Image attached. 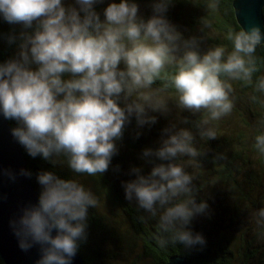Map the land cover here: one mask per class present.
<instances>
[{"label": "clouds", "instance_id": "1", "mask_svg": "<svg viewBox=\"0 0 264 264\" xmlns=\"http://www.w3.org/2000/svg\"><path fill=\"white\" fill-rule=\"evenodd\" d=\"M175 2L152 0L145 18L137 0H0V21L21 28L6 36L17 51L0 62V117L16 123L11 135L28 156L52 165L35 175L37 203L9 220L18 248L38 250L35 264H74L88 239L90 210L99 205L76 177L104 176L128 126L135 122L138 139L160 117L169 124L159 146L144 149V166L122 182L125 198L157 220L161 249L206 246L192 225L209 204L198 201L186 167L202 155L197 136L215 140L217 123L233 112V82L253 83L264 27L244 25L228 31V45L202 50L201 37H186L169 20ZM255 91L264 93V75L255 78ZM254 139L264 155V133ZM65 167L71 176L55 171ZM253 218L264 239V207Z\"/></svg>", "mask_w": 264, "mask_h": 264}, {"label": "trees", "instance_id": "2", "mask_svg": "<svg viewBox=\"0 0 264 264\" xmlns=\"http://www.w3.org/2000/svg\"><path fill=\"white\" fill-rule=\"evenodd\" d=\"M137 2L141 8H146L141 14L150 17L152 0ZM210 2L212 0H176L167 14L180 31L189 29V34L183 32L186 37L202 38V50L217 44L228 45L225 39L228 31L242 28L236 17L235 0H218L215 10L208 7ZM106 6L98 5L97 10L102 12ZM20 30L18 25L0 21V62L15 56L16 45H9L6 36L18 34ZM256 55L258 71L253 83L233 82L240 92L256 103L252 109L254 122L252 118L251 121L241 119V124L232 125L225 131L222 127L225 122L219 121L215 140L204 142L197 136L196 146L202 155L197 158V165L186 167L194 176L198 201L206 199L209 204L208 211L197 217L192 225L195 232L204 235L206 246L191 251L179 246L161 249L156 243L157 220L125 198L122 182L134 178L128 175L132 167L144 166L141 159L144 149L158 147L163 129L169 124L168 119L160 117L151 128L145 126L137 139L133 121L118 145L119 154L113 158L104 176L76 177L99 198L98 207L90 210L88 239L79 252L85 264H168L176 256L185 257L192 264H264V239L257 236L253 218L255 210L264 207V155L254 148L255 136L264 133V93L255 91V78L264 75V45L257 49ZM233 111L239 118L243 117L241 111L251 112L248 107H234ZM182 115L196 119L188 113ZM10 124L12 128L16 126L14 121ZM24 153L39 194L35 175L41 170H52V165ZM55 171L64 177L72 175L66 167ZM132 254H136V259L128 263ZM0 264H4L1 258Z\"/></svg>", "mask_w": 264, "mask_h": 264}, {"label": "water", "instance_id": "3", "mask_svg": "<svg viewBox=\"0 0 264 264\" xmlns=\"http://www.w3.org/2000/svg\"><path fill=\"white\" fill-rule=\"evenodd\" d=\"M234 8L239 25L259 24L264 27V0H235ZM10 121L0 117V258L4 264H35L38 250L22 252L9 228V220L18 216L20 209L35 204L38 192L33 179L19 175L21 169L30 170L22 147L11 135ZM16 174L15 181L4 175L5 171ZM74 264H85L78 253ZM168 264H192L185 257H172Z\"/></svg>", "mask_w": 264, "mask_h": 264}, {"label": "rangeland", "instance_id": "4", "mask_svg": "<svg viewBox=\"0 0 264 264\" xmlns=\"http://www.w3.org/2000/svg\"><path fill=\"white\" fill-rule=\"evenodd\" d=\"M145 13L146 11V8L143 7L141 8L140 7V12ZM177 26V24H176ZM184 28V26H182ZM181 27V29H182ZM185 31V34H189L190 31L189 29H182V32ZM233 88H234V94H233V98H234V101H235V108L237 107H243L244 109H247V107L250 109L251 112H243L241 111L243 117L242 118H239L237 116V114L233 111L230 115H228L227 117H225L224 119H222V122L224 121L225 124H222V127H223V130L227 131L229 130V127H231L232 125H239L242 123V120L241 119H245V120H250L251 121V118H252V122H254V114H252L253 112V108H254V105L256 104L255 102L252 101L251 97L249 95L245 96L244 93L240 92L238 88H236L234 85H233ZM246 107V108H245ZM264 115V114H263ZM256 122H257V119H255ZM254 125V124H253ZM223 133H229V132H223ZM136 259V254H132L129 258H128V263H130V261H133Z\"/></svg>", "mask_w": 264, "mask_h": 264}]
</instances>
